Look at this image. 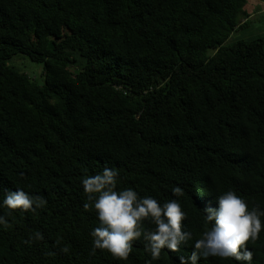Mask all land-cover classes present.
Here are the masks:
<instances>
[{
  "label": "trees",
  "instance_id": "obj_1",
  "mask_svg": "<svg viewBox=\"0 0 264 264\" xmlns=\"http://www.w3.org/2000/svg\"><path fill=\"white\" fill-rule=\"evenodd\" d=\"M247 2L0 0V201L17 187L44 201L0 208V264H179L215 196L264 210V39L227 43L248 26ZM104 167L117 191L166 201L181 187L193 241L156 261L141 241L127 260L93 252L81 180ZM247 247L264 264V227Z\"/></svg>",
  "mask_w": 264,
  "mask_h": 264
},
{
  "label": "clouds",
  "instance_id": "obj_2",
  "mask_svg": "<svg viewBox=\"0 0 264 264\" xmlns=\"http://www.w3.org/2000/svg\"><path fill=\"white\" fill-rule=\"evenodd\" d=\"M118 173L109 167L81 180L87 196L84 208L95 211L99 221L90 235L92 251L107 250L114 258L127 260L134 241H141L153 261L161 258L162 250L179 251L193 241V232L187 224V213L182 210L178 197L183 195L181 187L171 191L174 197L160 201L150 195L140 196L133 188L117 187ZM42 199L34 198L24 189L5 190L0 208L34 211L43 205ZM203 230L192 246L190 256H181L179 264H198L200 257L233 258L240 264H252L253 252L247 243L257 240L262 230L261 217L264 210L253 206L233 190L215 196V206H206L203 211ZM147 221L152 227L142 228ZM5 218L0 216V224ZM35 239H42L40 232ZM242 249V250H241ZM67 251V249H65Z\"/></svg>",
  "mask_w": 264,
  "mask_h": 264
},
{
  "label": "rangeland",
  "instance_id": "obj_3",
  "mask_svg": "<svg viewBox=\"0 0 264 264\" xmlns=\"http://www.w3.org/2000/svg\"><path fill=\"white\" fill-rule=\"evenodd\" d=\"M246 10L251 13L248 18V26L243 27L231 34L227 43H233L239 39H251L254 37H261L264 39V0H248ZM21 64H16L17 68L26 72L31 77L42 78V65L35 63L25 56L18 55ZM19 62V61H18Z\"/></svg>",
  "mask_w": 264,
  "mask_h": 264
}]
</instances>
